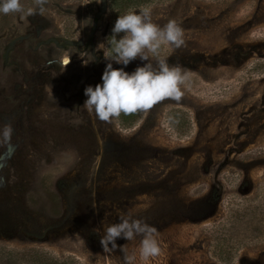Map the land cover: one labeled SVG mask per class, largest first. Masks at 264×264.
<instances>
[{"label":"rangeland","instance_id":"1","mask_svg":"<svg viewBox=\"0 0 264 264\" xmlns=\"http://www.w3.org/2000/svg\"><path fill=\"white\" fill-rule=\"evenodd\" d=\"M109 1L46 0L41 14L38 0H21L22 12L0 14V129L13 130L0 143V248L123 264L120 247L131 253L140 237L110 253L99 241L131 213L159 233L155 264H219L208 229L264 181V0L142 6L184 29L185 46L149 54L190 72L184 95L102 122L82 108L84 90L101 83L117 16L142 8ZM233 264H264V242Z\"/></svg>","mask_w":264,"mask_h":264},{"label":"clouds","instance_id":"2","mask_svg":"<svg viewBox=\"0 0 264 264\" xmlns=\"http://www.w3.org/2000/svg\"><path fill=\"white\" fill-rule=\"evenodd\" d=\"M38 2L42 14L46 0ZM22 11L21 0H0V14ZM32 14L33 10L28 9L27 15ZM106 39L109 50L103 51V55L110 62L104 68L101 83L94 87L89 85L84 90L87 99L82 108L89 115L94 114L98 120L109 122L121 113L129 115L147 111L166 98L176 102L182 99V86L189 80L190 72L178 65H170L166 59H158L155 64L149 59V54L158 56L162 46L172 45L177 49L185 46V32L177 20L169 19L161 27L153 23L150 8L142 7L139 12L128 11L117 16L110 38ZM97 48L104 49V44L99 43ZM137 58L146 63L137 66L132 72L125 71ZM53 63L57 62L49 61V65ZM60 63L67 66L70 59L64 58ZM113 63L122 67L114 68ZM45 89L53 95L51 85H46ZM12 133L11 125H4L0 129V143H9ZM158 236L154 226L134 219L129 213L120 216L118 223L106 226L99 242L103 252L110 253L117 249L118 238L134 241L140 237L138 247L131 253L126 251V245L120 247L124 253L123 264H155L156 258L161 255Z\"/></svg>","mask_w":264,"mask_h":264},{"label":"trees","instance_id":"3","mask_svg":"<svg viewBox=\"0 0 264 264\" xmlns=\"http://www.w3.org/2000/svg\"><path fill=\"white\" fill-rule=\"evenodd\" d=\"M154 0H111L119 11L142 7ZM210 255L219 264H233L237 254L264 242V181L253 193L234 199L219 223L209 229ZM0 264H79L73 258L60 259L40 249L7 251L0 248Z\"/></svg>","mask_w":264,"mask_h":264}]
</instances>
